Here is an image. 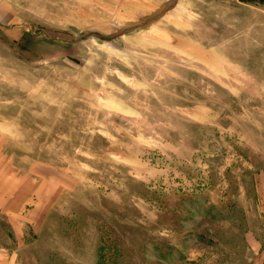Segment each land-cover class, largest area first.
<instances>
[{"label":"rangeland","instance_id":"374dc122","mask_svg":"<svg viewBox=\"0 0 264 264\" xmlns=\"http://www.w3.org/2000/svg\"><path fill=\"white\" fill-rule=\"evenodd\" d=\"M0 264H264V0H0Z\"/></svg>","mask_w":264,"mask_h":264},{"label":"water","instance_id":"95a60500","mask_svg":"<svg viewBox=\"0 0 264 264\" xmlns=\"http://www.w3.org/2000/svg\"><path fill=\"white\" fill-rule=\"evenodd\" d=\"M173 5L171 4H167L162 10H160L159 12H157L154 16H152L151 18H149L148 20H146V22L136 25L134 28H142L145 26H148L150 24H152L153 22H155L165 11H167L169 9V7Z\"/></svg>","mask_w":264,"mask_h":264}]
</instances>
